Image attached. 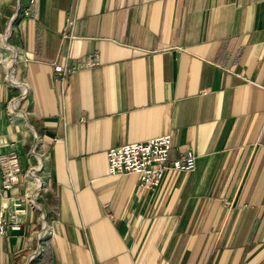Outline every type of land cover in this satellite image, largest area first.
<instances>
[{
	"label": "crops",
	"instance_id": "obj_1",
	"mask_svg": "<svg viewBox=\"0 0 264 264\" xmlns=\"http://www.w3.org/2000/svg\"><path fill=\"white\" fill-rule=\"evenodd\" d=\"M162 135L193 171L108 174L109 149ZM9 154L0 211L39 166L41 188L0 264H264V0H0Z\"/></svg>",
	"mask_w": 264,
	"mask_h": 264
},
{
	"label": "built area",
	"instance_id": "obj_2",
	"mask_svg": "<svg viewBox=\"0 0 264 264\" xmlns=\"http://www.w3.org/2000/svg\"><path fill=\"white\" fill-rule=\"evenodd\" d=\"M93 66L94 63L92 62L81 65L84 69H90ZM54 73L63 78L69 75V72L59 65L54 67ZM170 152V135H162L145 142L129 143L111 148L106 153L107 171L110 176L135 175L141 189L153 192L159 187L167 171L191 172L194 169L195 155L191 151L181 152L177 160L169 163ZM30 154L34 155V149L31 150ZM40 169L41 166L27 173L29 178L37 182L34 191L25 194L22 199H17L12 206H4L3 210L0 211V236L8 230L20 228V223L16 218L22 211V203L29 205L32 209H39L35 197L41 188L36 176ZM0 171L1 189H12L17 185L21 176L18 157L14 154L1 157Z\"/></svg>",
	"mask_w": 264,
	"mask_h": 264
},
{
	"label": "bare ground",
	"instance_id": "obj_3",
	"mask_svg": "<svg viewBox=\"0 0 264 264\" xmlns=\"http://www.w3.org/2000/svg\"><path fill=\"white\" fill-rule=\"evenodd\" d=\"M32 182H34V181H32ZM32 184H34V183H32ZM35 185V184H34ZM36 186V185H35Z\"/></svg>",
	"mask_w": 264,
	"mask_h": 264
}]
</instances>
